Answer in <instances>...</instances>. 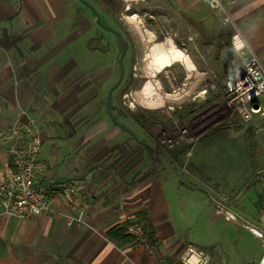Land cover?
Wrapping results in <instances>:
<instances>
[{
    "label": "crops",
    "instance_id": "0c3cea01",
    "mask_svg": "<svg viewBox=\"0 0 264 264\" xmlns=\"http://www.w3.org/2000/svg\"><path fill=\"white\" fill-rule=\"evenodd\" d=\"M222 2L227 24L201 0H168L169 17L179 24L180 35L192 37L181 49L195 72L187 77L185 70L181 81L184 107L206 94L200 91L205 80L223 84L213 77L214 70L231 80L242 66L234 50L238 62L234 57L220 59L226 36H241L245 53L257 56L264 68V0ZM94 4L0 0V128L9 126L21 109L34 118L42 140L39 158L50 166L45 182L54 192L51 209L66 208V197L59 193L64 184L80 186L89 226L67 227L50 213L18 219L0 209V264H149L158 257L179 264L189 245L207 252L214 264H259L264 252V165L243 163L238 169L246 173L235 177V166L208 156L214 148L209 144L222 141L230 131L249 142L261 132H255L257 122L235 131H200L194 136L199 142L175 151L161 147L156 127L145 130L123 117L112 96L107 105L102 95L117 72L113 67L106 79L105 67L112 60L99 48L85 49V43L94 36H113L110 29L120 34L123 29ZM90 6L102 18L100 29L89 18ZM131 42L139 66L150 44L139 35ZM205 135L208 140H203ZM249 149L246 144L245 154ZM9 171L0 145V184ZM219 204L235 220L218 214ZM131 222L146 226L154 257L129 238L108 236L116 229L126 235L124 228Z\"/></svg>",
    "mask_w": 264,
    "mask_h": 264
},
{
    "label": "built area",
    "instance_id": "2783aa9c",
    "mask_svg": "<svg viewBox=\"0 0 264 264\" xmlns=\"http://www.w3.org/2000/svg\"><path fill=\"white\" fill-rule=\"evenodd\" d=\"M201 1L213 15L221 18L224 24L228 23L227 6L222 0ZM147 17L150 21L149 31L154 36L155 32H159L163 34V40H176V44L182 50L185 49L186 43L192 41L191 36H181L172 29H166L164 26H169V20L159 25V18L151 13ZM229 42L231 48L241 58L242 66L223 87L224 104L235 112L243 124L257 120L255 132L258 133L264 129V68L257 56L253 53H245L244 41L237 33L230 36ZM170 90V93H176L175 88ZM200 91L205 92L204 87ZM197 95L198 93L194 94L190 99H195ZM122 98L128 100L125 96ZM0 145L5 147L10 165L9 174L0 184V209L3 215L18 219H34L50 213L63 219L67 227L76 225L89 228L84 220L86 205L81 204L80 201V186L64 184L59 193L66 197V208L61 211L51 209L54 192L45 182L50 166L39 158L42 148L39 128L26 110H19L9 126L0 128ZM216 212L223 214L226 220H235L234 216L220 204ZM124 230L137 248L154 257L156 249L151 246L149 232L143 223L131 222ZM178 262L179 264H214L207 252L191 245L184 248ZM149 264L169 263L166 258L158 257ZM259 264H264V252Z\"/></svg>",
    "mask_w": 264,
    "mask_h": 264
},
{
    "label": "rangeland",
    "instance_id": "374dc122",
    "mask_svg": "<svg viewBox=\"0 0 264 264\" xmlns=\"http://www.w3.org/2000/svg\"><path fill=\"white\" fill-rule=\"evenodd\" d=\"M93 1L97 3L100 0ZM93 1L91 0L92 4H94ZM117 2V10L115 11V15H113L111 19H115L118 23L121 24V27L123 29V31L121 32L123 33V36H129L130 39L138 35L141 37V30L136 28L135 24L129 21V19L127 18L128 16H131L134 13H138L141 19L143 17L144 20H141V23H143L144 26H142L144 29L150 30V21L147 16L149 13H151L155 17L159 18V25L164 24L165 20H169V26H164L166 29H172L173 31H176L177 34L182 32V29L180 28L176 20L174 21L172 17H169L171 14L169 13V10H167L168 0H117ZM88 14L89 18L93 19L95 21V24L97 25V28L100 29V20H102V18H99L97 10L95 11V9L90 6ZM143 14L146 15L143 16ZM116 27L118 30H120L119 25H116ZM92 29L93 28H91L90 31ZM90 31L85 33V36H87V34L90 35ZM155 36L156 42L164 41L163 34L155 32ZM225 38L227 40L226 42H223L221 46V43L218 44L221 47L218 50L221 54L220 59L221 56H223L224 59H227L228 57L233 59L234 57L237 60V58L232 55L233 49L230 46L228 36H226ZM174 43L176 44V42ZM151 46L152 45L150 44V48ZM149 50L150 49L145 48L143 52L144 61H141L138 66L136 65L135 60V51H132L131 48L130 54L132 55V68L135 63V68L137 69V71H133L132 68L128 71L125 62L124 69L125 73H127L128 71L127 74H129L130 76L135 75L133 78L134 81L126 85L121 91V93L118 91V89L111 91L110 96H112L111 99L113 101H116V105L118 106L117 111L121 113L123 117L129 116L133 120H135V122L139 125L142 122H148L149 125L147 126L156 127L155 129L158 131V133L161 132L159 133L160 136L157 138L161 147L168 148L167 150L170 151H175L185 146H194V143L199 142L198 140L200 139L194 138V136L200 131L205 132L207 130H215L216 132L227 129H232L235 131L242 126H247L246 124H242L235 112L227 108L224 104L223 87L230 82V80L227 78V75H225V72H221L219 74L216 73V71L214 70L213 77L215 76L218 77V79L220 78L219 80L223 84H219L217 86L214 83V85L209 84V86L207 87L208 81L205 80L204 91L206 92V94L200 95L199 99H196L192 103L190 102L186 107H184V102H181L180 100V97H182L184 94H182L183 90L181 88V81L184 79L185 70H187V77L190 75H195V72L188 70L185 66V63L183 62L173 63L172 65L166 67L165 69L157 73L154 76L155 78H150L151 82H154L156 80L160 86V94L164 96L165 103L162 107L150 109L139 104L138 96L135 94V92L138 91L137 87L140 83L149 80V75L146 70V63L148 60H150L148 58ZM209 74L208 76L210 78H213L211 77L212 75ZM113 78L114 79L111 81V84H113L114 81H116V79L118 78L117 74H115ZM139 80L141 81L138 83V85H136V81ZM170 85L172 87H170ZM171 88L176 89L175 94L170 93ZM108 91V89L104 90V93L102 94L104 98L108 97ZM124 96L127 97L128 100H124L122 98ZM129 102H133L134 105L130 106ZM141 115L144 116L143 121L139 119ZM138 119L140 123L137 122ZM254 121L257 122V120ZM237 124H239V126H237ZM182 130L186 131L183 132ZM251 130L253 132L252 128ZM230 132L231 135H228L227 133L224 134L225 138H223L222 141L215 140L214 143L209 144L212 145L214 148L212 150V154H209L208 156L217 159L219 162H224L229 166H235V177L243 175L239 173H246L244 169H238V166H242L243 163H248V161L249 163L251 161L257 162L259 164V167H262L264 165V129L261 130L259 134L254 136L249 141L250 143L248 141L245 142L242 136L235 135L232 131ZM209 137L208 135H205V138L203 140H208ZM246 144L250 146L248 152L249 155L245 154L244 151ZM187 149H189V152L194 153L191 148ZM261 175L262 174H257L255 175V177H260Z\"/></svg>",
    "mask_w": 264,
    "mask_h": 264
},
{
    "label": "bare ground",
    "instance_id": "6f19581e",
    "mask_svg": "<svg viewBox=\"0 0 264 264\" xmlns=\"http://www.w3.org/2000/svg\"><path fill=\"white\" fill-rule=\"evenodd\" d=\"M127 18L135 24L136 28L141 30V37L144 41L152 45L148 55L150 60L146 63L149 80L140 83L137 87L138 91L135 92L138 96V103L150 109L162 107L165 103L164 96L160 94V86L156 80L151 82L150 78H155L154 76L157 73L173 63L183 62L188 70H192L193 65L185 53L175 46L172 39L155 43L154 34L143 28L137 13H134ZM129 105L133 106L134 104L133 102H129Z\"/></svg>",
    "mask_w": 264,
    "mask_h": 264
},
{
    "label": "flooded vegetation",
    "instance_id": "af4514ba",
    "mask_svg": "<svg viewBox=\"0 0 264 264\" xmlns=\"http://www.w3.org/2000/svg\"><path fill=\"white\" fill-rule=\"evenodd\" d=\"M97 9L102 12V14L113 16L115 15V11L118 7L117 0H100L99 2L95 3ZM119 25V24H118ZM119 28L121 29V26L119 25ZM111 33H113V36H94L90 38L85 43V49L94 50L99 48L101 49V53L107 56V60H112V64L110 65L109 62H107L105 67V77L106 79L111 74V69L115 67V70L117 72L118 78L114 83L112 84L113 90L118 89V91L121 93L123 88L128 85L129 83H132L134 80V76H130L128 71L132 68V55L130 54L131 50V39L129 36H122L119 32H115L114 30H111ZM129 37V38H128ZM115 54V55H114ZM124 62L128 68L127 73H125L124 69ZM133 71H135V63L133 65ZM109 79V78H108ZM137 83V81H136ZM144 116H140V118H143ZM148 124V122H146ZM149 125V124H148ZM141 126V125H140ZM142 127V126H141ZM145 130H148L150 126H148V129L145 127H142Z\"/></svg>",
    "mask_w": 264,
    "mask_h": 264
},
{
    "label": "trees",
    "instance_id": "16d2710c",
    "mask_svg": "<svg viewBox=\"0 0 264 264\" xmlns=\"http://www.w3.org/2000/svg\"><path fill=\"white\" fill-rule=\"evenodd\" d=\"M139 119H141L143 121V118H139ZM139 119L137 120V122H139ZM141 124L140 125L142 127H145L146 129H148V126H147L148 124L146 122H142ZM108 236L111 239H113V240H125V239H128L129 238L128 236H126V235L123 234V230L122 229L112 230V231L108 232Z\"/></svg>",
    "mask_w": 264,
    "mask_h": 264
},
{
    "label": "water",
    "instance_id": "95a60500",
    "mask_svg": "<svg viewBox=\"0 0 264 264\" xmlns=\"http://www.w3.org/2000/svg\"><path fill=\"white\" fill-rule=\"evenodd\" d=\"M113 90V87H111L108 91V97H107V105H108V100L110 99L111 91Z\"/></svg>",
    "mask_w": 264,
    "mask_h": 264
}]
</instances>
